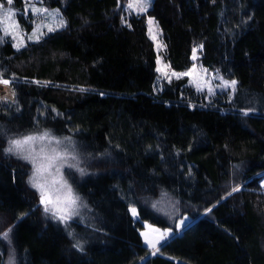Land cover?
<instances>
[{
    "label": "trees",
    "instance_id": "trees-1",
    "mask_svg": "<svg viewBox=\"0 0 264 264\" xmlns=\"http://www.w3.org/2000/svg\"><path fill=\"white\" fill-rule=\"evenodd\" d=\"M120 1L43 0L64 25L20 48L0 31L14 90L0 103V264H264V14L254 0H151L128 14ZM146 15L170 69L199 45L201 65L236 80L232 96L206 101L185 78L154 90ZM38 129L74 142L82 218L48 216L30 164L7 151ZM129 206L160 228L195 218L148 253Z\"/></svg>",
    "mask_w": 264,
    "mask_h": 264
},
{
    "label": "rangeland",
    "instance_id": "rangeland-1",
    "mask_svg": "<svg viewBox=\"0 0 264 264\" xmlns=\"http://www.w3.org/2000/svg\"><path fill=\"white\" fill-rule=\"evenodd\" d=\"M151 0H122L119 2L120 9L123 14L128 13H143L141 6L146 2L147 8ZM132 5L130 8L129 5ZM0 31L3 38L11 40L12 44L16 48H20L28 42L38 40L36 37L41 38L48 31L49 27L58 29L62 26H58L60 20L64 19L57 7L47 6L43 0H12V3H7V0H0ZM146 8V9H147ZM39 11H36V10ZM11 10L14 16L5 19V13ZM252 13L255 15L264 14V0H254L252 6ZM23 16L25 23H21L18 15ZM146 32L153 44L155 52V78L153 81L154 90L160 89L162 85L170 80L177 78H185L186 83L189 84L195 92L201 93L202 97L206 101L215 100V97H231L234 89L231 87L223 86L224 81H236L234 78H227L221 75L217 68H209L201 65L197 61V48L199 45H195L191 51V63L190 65L182 70L170 69L167 63L162 57L163 44L160 37V30L157 25L155 17L152 15L145 16ZM29 23V24H28ZM29 25V26H28ZM64 25V23H63ZM7 28V34L5 33ZM42 33V34H41ZM35 34V35H34ZM31 37V39H29ZM19 45V47H18ZM195 49V59H193ZM160 69V71H157ZM176 73V75H172ZM186 74V75H185ZM4 81H8L7 84ZM209 88L212 89L209 92ZM14 99V90L9 79L0 78V103H6ZM48 133V136L44 140H34L21 146L19 150H13L10 153L23 158L30 164V173L28 176V183L33 187V176L37 164L47 163V159L52 156H57L59 159L52 162L47 173L44 174L41 182H47L50 186L46 188V191L50 193V198L55 202L57 195L63 198V193L59 190V183L61 178L66 181L67 184L72 188L73 193L78 196L77 192L73 188L71 181L74 176L77 175V171L80 170L78 155L72 138L68 135H57L49 129H38L25 134L13 137L9 140L7 149L13 147L12 141L14 140H25L29 136L39 137ZM9 152V151H8ZM35 159L36 163H33ZM59 167L60 172L57 173L55 169ZM260 183L264 185V177ZM35 188V187H33ZM39 194L41 203V193L35 188ZM79 197V196H78ZM42 204V203H41ZM155 204V203H154ZM158 202L157 206H152L156 211L164 213L165 207L160 205ZM44 209L45 205L42 204ZM134 207L129 206V212L133 219H138L137 214H133L131 211ZM206 210V209H205ZM201 211L198 215L203 214L205 211ZM48 216L59 222L65 224L67 221H62L57 216H54L52 212H46ZM84 213V204L80 197L77 201L75 208V214L71 218L79 216L82 218ZM195 217H190L187 214H183L179 217L175 223L174 228H160L146 221L139 220L141 228L138 229V233L141 237L142 244L148 249V253H154L158 246L166 241L167 238L173 234L179 233L180 230L190 223ZM184 220V224L181 225L180 221ZM163 232H168V235L163 239H160ZM146 241H151L148 243ZM155 244V247L152 245Z\"/></svg>",
    "mask_w": 264,
    "mask_h": 264
},
{
    "label": "snow or ice",
    "instance_id": "snow-or-ice-1",
    "mask_svg": "<svg viewBox=\"0 0 264 264\" xmlns=\"http://www.w3.org/2000/svg\"><path fill=\"white\" fill-rule=\"evenodd\" d=\"M7 3L11 4L12 0H7ZM0 7H2V6H0ZM129 7L131 8L132 5L130 4ZM146 8H147V3L145 2L141 6L140 10L145 11ZM36 11H39V10L37 9ZM13 16H14V13L11 12V10H8L5 13L4 18L7 20ZM63 23L64 22L61 19L58 26H63ZM54 30L55 29L52 27L48 28L49 32L54 31ZM7 31H8L7 28H5L6 34H7ZM36 38L39 39L38 36ZM29 39H31V37H29ZM18 47H19V45H18ZM193 52H194L193 59H195V49L193 50ZM157 71H160V69H157ZM172 75H176V73H173ZM4 83L7 84L8 81H4ZM223 86L231 87L234 89L236 86V81H234V80L231 82L224 81ZM211 91H212V89L209 88V92H211ZM47 136H48V133H45L44 135L39 136V137L29 136L25 140H14L11 142L13 147L7 149V151L11 152L14 149L19 150L22 145L27 144V143L34 141V140H44ZM57 159H59V157L52 156V157L47 159L46 164L45 163L37 164V166L35 168V172H34L32 182H33V187L37 188V190L40 191V193H41V203L45 205V211L46 212H52L54 216H57L62 221H67L72 217V215L75 214V208L77 206V201L79 200V197L73 193L72 188L67 184L66 181H63V179L61 178V181L59 183V190H60V192L63 193V198H61L60 195H57L56 201L54 202L50 198V193L48 191H46V188H49L50 186L47 184L46 181L41 182L44 174L48 172L49 167L51 166L52 162L57 160ZM33 163H36L35 159H33ZM55 171L57 173H59L60 172L59 167H57L55 169ZM237 190H239V189H233V191H237ZM131 211L133 212V214H136L135 208H133ZM180 224L183 225L184 220H181ZM167 235H168V232H163L161 234L160 239H163ZM5 238H7V234H5ZM146 242L152 243L151 241H146ZM152 246L155 247V244H153Z\"/></svg>",
    "mask_w": 264,
    "mask_h": 264
}]
</instances>
